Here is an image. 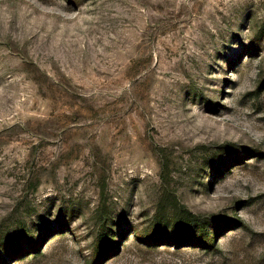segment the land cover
I'll use <instances>...</instances> for the list:
<instances>
[{
    "label": "rangeland",
    "instance_id": "obj_1",
    "mask_svg": "<svg viewBox=\"0 0 264 264\" xmlns=\"http://www.w3.org/2000/svg\"><path fill=\"white\" fill-rule=\"evenodd\" d=\"M0 264H264V0H0Z\"/></svg>",
    "mask_w": 264,
    "mask_h": 264
},
{
    "label": "trees",
    "instance_id": "obj_2",
    "mask_svg": "<svg viewBox=\"0 0 264 264\" xmlns=\"http://www.w3.org/2000/svg\"><path fill=\"white\" fill-rule=\"evenodd\" d=\"M190 223L193 224V227H195L196 229H199L198 230V236H193L195 238V241L197 243H200L201 245H204V244H211L212 242V238L210 236V233L209 232H206V230L200 226V223L197 221V218L193 217V219H191L189 221ZM191 237V238H193ZM97 241H98V247L96 248V254H95V257L99 258L100 255L104 252H106V242H105V233H101L98 235V238H97ZM100 251L102 253H100Z\"/></svg>",
    "mask_w": 264,
    "mask_h": 264
}]
</instances>
